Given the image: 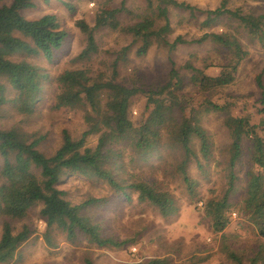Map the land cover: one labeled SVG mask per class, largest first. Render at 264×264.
I'll use <instances>...</instances> for the list:
<instances>
[{"label":"trees","instance_id":"1","mask_svg":"<svg viewBox=\"0 0 264 264\" xmlns=\"http://www.w3.org/2000/svg\"><path fill=\"white\" fill-rule=\"evenodd\" d=\"M225 3L226 0L215 9L202 10L183 1L157 0L154 15L139 16L137 21L127 26H122L117 17L120 11L125 10L124 1L118 8H102L98 10L92 26L83 19L75 21V26L84 34L85 46L74 60H88L97 53L94 32L102 27L131 34L135 41L140 42L137 55H144L153 42L165 43L169 50L175 48L185 40L181 36L172 42L166 40L171 30L169 8L187 11L190 16L203 14L201 24L204 25L227 15L237 19L250 36L264 43V13L257 16L240 13L226 8ZM65 5L71 7L70 4ZM147 5H152L153 9L151 0ZM32 6V0H11L0 5V117L1 107L9 100L7 87L15 91L10 100L19 113L28 115L35 110L42 98L39 94L47 72L33 60L42 56L51 61L67 37L53 13L26 18L22 11ZM204 41L219 47V53L224 55L218 74L208 75L190 63L185 66L191 71L192 86L208 96L232 83L247 51L235 36L227 33H204L197 42ZM116 64L115 61L109 77L93 75L89 68L81 67L64 69L54 78V108H81L86 129L76 139L63 130L62 141L53 154L45 155L38 150L41 136H28L14 125L0 126V264L10 262L29 236L25 226L14 231L10 220L26 217L36 204L41 205L39 213L46 226H57L68 239L82 235L97 246L120 245V241L101 236L99 226L85 213L90 205L101 204L104 198L89 197L78 204L72 203L66 197V191L59 188L66 178L79 177L105 183L112 192L125 199H132L131 194L136 193L137 201L148 202L168 215L172 210V197L163 189L162 177L159 180L152 178L134 165L153 161L161 150H179L182 158L176 164V171L181 175L186 190L189 193L193 191L195 181L187 172L188 163L193 161L201 168L199 156L209 159L212 148L198 116L202 111H221L224 106L204 96L198 104L202 110L186 111L181 99L183 81L175 69L170 70L166 83L156 88L141 89L120 83L116 78ZM256 82L261 88L264 103L261 75L257 76ZM139 95L145 100V113H140L138 121H134L130 117V109L134 97ZM224 122L231 138L226 164L229 170L227 187L219 199L205 201V214L210 217L216 232H221L228 224L225 210L235 179L232 168L241 155L243 138L249 137V162L257 169L247 172L242 204L258 236L264 238V134L259 135L254 130L247 116L228 115ZM91 135L97 137L94 146L86 144ZM125 153H128L127 157ZM84 262L93 264L88 258ZM157 262L150 260L147 264Z\"/></svg>","mask_w":264,"mask_h":264},{"label":"rangeland","instance_id":"2","mask_svg":"<svg viewBox=\"0 0 264 264\" xmlns=\"http://www.w3.org/2000/svg\"><path fill=\"white\" fill-rule=\"evenodd\" d=\"M122 1L125 10L117 15L122 26L134 23L139 16L156 13L157 0H151L153 9L152 5H147L149 0H32L33 6L23 10V15L37 18L53 13L67 37L51 61L42 56L33 60L47 72L39 94L42 98L35 110L28 115L19 113L10 100L15 91L7 87L9 100L1 107L0 126L14 125L28 136H41L38 150L45 155L53 154L62 141L63 130L76 139L86 129L81 108H54V78L64 69L81 67L89 68L93 75L109 77L115 61L117 80L141 89L156 88L166 83L170 70L175 69L183 81V108L186 111L202 110L198 104L207 95L192 86L191 71L185 65L190 63L208 75H217L224 55L219 53V47L197 40L204 33H227L238 39L247 55L238 65L232 83L207 96L224 109L202 111L198 116L212 144L210 158L205 160L199 156L201 168L193 161L188 163L187 172L195 181L191 193L176 171V164L182 158L179 150H161L153 161L135 163L134 167L143 169L146 175L157 180L162 177L163 189L172 197V210L168 215L148 202L137 201L136 193L131 194L132 199H125L112 192L105 183L79 177L66 178L59 188L66 191V197L72 203L78 204L89 197L104 198L101 204L90 205L85 213L99 226L101 236L120 241V245L97 246L82 235L68 239L57 226H46L39 213L41 205L36 204L26 217L10 220L14 231L25 226L29 236L7 264H85L86 258L93 264H147L150 260L158 261L157 264H264V238L258 236L242 204L247 172L257 169L249 162V137L243 138L241 155L232 168L235 179L225 210L228 224L221 232L214 231L211 219L204 211L205 201L219 199L227 187L229 170L226 164L231 138L224 122L226 116H247L254 130L259 135L264 134V103L261 88L256 82L257 76L261 75L264 86V43L250 36L237 19L227 15L204 25L201 24L203 14L190 16L187 11L169 8L171 30L166 40L172 42L181 36L184 43L169 50L167 44L153 42L144 55H137L140 42L135 41L131 34L102 27L94 32L97 53L88 60L75 61L85 46L84 34L75 26V21L83 19L92 26L98 10L121 7ZM178 1L211 10L222 5L224 0ZM10 2L0 0V5ZM66 3L71 7L68 8ZM225 7L257 16L264 13V0H226ZM1 81L6 85L4 80ZM140 113H145V100L141 95L134 97L130 117L138 121ZM86 141L87 145L94 146L97 137L91 135ZM1 224L0 217V233Z\"/></svg>","mask_w":264,"mask_h":264}]
</instances>
